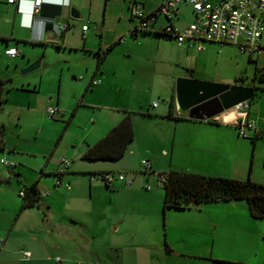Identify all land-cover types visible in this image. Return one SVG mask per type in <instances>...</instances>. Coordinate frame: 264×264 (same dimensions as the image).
<instances>
[{
  "label": "crops",
  "instance_id": "obj_1",
  "mask_svg": "<svg viewBox=\"0 0 264 264\" xmlns=\"http://www.w3.org/2000/svg\"><path fill=\"white\" fill-rule=\"evenodd\" d=\"M165 1L105 0L104 20L117 7L119 15H128L133 21L131 31L138 32L140 30L135 29L138 20L131 16L132 7L150 14ZM89 3L92 0H44L40 11L32 14L33 0H0V37L7 39L5 50L15 46L17 40L91 50L85 40L89 26L83 22L86 14H92ZM72 7L78 10L79 17L71 15ZM177 9L172 17L174 25ZM161 16L164 15L157 17L156 24L166 27L169 20L167 17V21L160 20ZM84 25H87L85 30ZM52 32L57 41L46 39V34ZM115 42L121 43V39L102 42L100 51L112 47ZM213 43L218 44L205 42L204 50H199L196 44H186L183 52L190 55L191 49H195L199 54H207V47ZM105 62L96 65L95 70H86L82 80H86L84 85L72 92L63 89V81L51 91L39 90L40 98L36 103L46 116L44 118H48L47 107L55 105L61 113L52 120L66 121L57 129V142L63 145L44 149L41 160L21 161L23 167L28 165L37 176L29 182L24 178L19 196L25 185L36 181L41 193L40 206L31 207H38L44 216L40 227L34 231L26 221L20 224L19 219L13 223L8 219L0 224V264H264V217H253L246 200H219L184 208H164V188L153 187V184L147 189L143 186L144 181L152 180L153 183L159 173L168 170L239 179L250 177L264 184V91L257 83L245 85L255 87L248 99L246 115L223 112L226 115L217 114L206 120L179 117L174 115L177 78L218 83L222 80L218 76H198L195 70H191V74L164 75L166 106L159 107L155 100L133 106L131 103L136 102L140 91H130L147 84L143 80L144 71L141 70L140 75L134 72L128 81L118 74L121 67L117 66L112 72L103 67ZM96 79L100 82L94 83ZM75 80L79 78L75 77ZM91 93L95 94L90 96ZM171 102L173 116L178 119L167 115ZM24 107L33 110L29 102L20 104V108ZM128 112L135 137L124 156L118 160L83 158L85 150L104 137ZM241 117L253 120L256 125L247 129V136L239 134L237 123ZM73 124L75 128L69 131ZM2 138L0 152L21 154L6 142L5 137ZM31 154L37 153L32 150ZM63 158L70 159L68 166L63 165ZM142 159L151 162V175L139 173ZM16 167L17 162L11 168ZM114 170H135L129 185L117 180L112 184L119 185L116 186L119 192L146 195L150 203H141L139 207L137 201L130 200L120 209L109 210L90 204V196L93 197L94 192L104 185L101 181H92L90 175ZM14 172L19 180L23 179V169L17 168ZM7 177L0 174V185ZM58 180H61L60 184H57ZM240 201L246 203H238ZM7 205V199L0 198V211L5 217L8 216L4 212L9 207ZM41 206L47 209H41ZM24 208L21 206L22 210ZM98 213L100 221L96 219ZM128 213L133 216L130 222L123 220V214ZM140 215L149 221H136L135 217ZM114 217L118 219L114 220ZM114 230L122 231L119 238L112 235ZM239 233H243L242 242L235 239ZM22 248L31 251L30 259L22 258ZM57 257L60 259L56 260Z\"/></svg>",
  "mask_w": 264,
  "mask_h": 264
},
{
  "label": "rangeland",
  "instance_id": "obj_2",
  "mask_svg": "<svg viewBox=\"0 0 264 264\" xmlns=\"http://www.w3.org/2000/svg\"><path fill=\"white\" fill-rule=\"evenodd\" d=\"M89 5L92 14H86L83 22L89 26L85 40L91 50L69 49L45 42L17 40V43L14 42V47L19 50V54L15 58H10L4 54L7 39L0 38V79L4 80L5 86V99L0 104V135L5 137L10 146H14L15 150L21 153L0 152V158L16 160V169H23V179L19 180L15 175V168L0 163V174L11 177L10 179L9 177L3 179L0 185V198L7 199V206H9L4 211L8 215L7 217L2 216L3 212L0 211V224L8 219L12 223L19 219L20 224L22 221H26L33 228V231L40 227L41 217L44 216V213L38 210V207L21 209L23 199L19 196V189L23 188L24 178L29 182L37 176L28 165L23 167L24 163L21 161L41 160L44 149L62 146L63 144L57 142L59 134L57 129L63 127L66 121L63 123L61 119L52 120L53 118L48 117V115V118H44L46 116L36 103L37 99L40 98L39 90L51 91L58 88L62 81L63 89L67 92L82 87L86 81H82L85 71L89 69V72L97 67V53L100 51L99 47L102 42L121 39V43L115 42L112 45L109 54L104 59L106 62L103 67L107 70L114 72L117 66L121 67L118 74H121L128 81H131L134 72H138L140 75L139 72L144 71L143 80L147 84L143 88L140 85L130 91V93L140 91V96L137 97L136 102L131 103L133 106H137L138 102L149 104L155 100L159 107H165L167 102L163 94L167 92V87L164 84L166 80L164 75L168 77V75L172 76V74L185 72L191 74V70H195L198 76H218L225 84L245 86L257 83L260 87L264 86V75L261 76L264 72V29L259 39L261 48L252 53L241 50L236 44L227 43L220 46L213 43L207 45L209 48L207 54H199L197 50L191 49V54L186 55L183 52L185 48L179 47L176 40L167 35L143 30L132 32L133 21L128 15H119L120 9L118 10L117 7L116 11L108 13L106 20H104L105 0H92ZM177 13L174 16V23L180 28L188 26L195 20V12L192 6L184 1L179 3ZM159 19L167 21L165 16H161ZM2 24L6 25L5 22ZM105 49L106 47L102 48V50ZM258 51H261L262 54ZM250 54H252V58H250ZM29 59L31 61H28ZM37 59H41L40 67L28 73L21 72L24 67ZM75 77L79 80L76 81ZM94 94L91 93L90 96ZM28 102L33 106L32 112L25 107L20 108V104ZM224 114L221 112L218 115ZM74 128L73 124L69 131ZM32 150L37 154H31ZM138 170L140 174L146 172L145 174L151 175L150 170L142 164H139ZM114 173L115 180L126 186L129 185L127 181L133 177L135 170H114ZM120 173L126 177L125 181L118 179ZM95 181H101L104 185L102 189L94 192L93 197L90 196V204L102 206L109 210L112 208L120 209L121 205L130 200L137 201L139 207L141 203H150V199L146 195L130 191L119 192L116 187L119 185L111 184L107 188L104 181ZM151 181H144V188L147 189L146 186L149 184L151 186L153 184V187L158 185L163 187L158 175L157 180L153 183ZM238 203L246 202L240 201ZM41 209L45 210L47 207L41 206ZM99 214L96 217L98 221L101 220ZM132 217L130 213L123 214V220H127V222L132 221ZM117 219L118 217H114V220ZM144 219L141 215L135 217V220L140 223L149 221V218ZM121 232L114 230L112 235L119 238ZM236 236V240L243 241V233Z\"/></svg>",
  "mask_w": 264,
  "mask_h": 264
},
{
  "label": "built area",
  "instance_id": "obj_3",
  "mask_svg": "<svg viewBox=\"0 0 264 264\" xmlns=\"http://www.w3.org/2000/svg\"><path fill=\"white\" fill-rule=\"evenodd\" d=\"M8 1L15 2L18 0ZM182 1L190 4L196 14V19L184 28L172 24L173 14ZM43 2L44 0H33V14L40 11ZM160 15H164L169 20L166 27L156 24L157 17ZM131 16L133 19L138 20L136 28L165 29L170 32L179 47H183L186 44H196L199 50H204L205 42L212 41L220 46L227 43L236 44L241 50L252 53L261 48L259 39L264 29V0H166L157 11L150 14H145L144 11L133 6ZM83 29H87V25H84ZM5 54L15 57L19 54V50L14 46L8 47L5 50ZM93 82L98 83L100 80L96 79ZM153 104L156 105L157 103L154 102ZM248 107L249 102L245 100L224 112L227 115H232L234 112L238 115H246ZM46 111L48 117L51 118L61 113L59 107L55 105L48 106ZM237 125L241 136H247V129L256 127L253 120L243 117L238 120ZM0 163L9 167L16 165L15 161L4 157L0 159ZM62 163L64 166H68L70 161L67 158H63ZM141 164L146 169L152 170L149 160L142 159ZM90 179L92 181L102 180L110 185L115 181L116 177L114 172H97L92 173ZM118 179L125 181L126 177L120 173ZM162 180L163 177L159 173V181L161 183ZM127 182L130 183L131 181L128 179ZM60 183L61 180H58L57 184ZM146 187L149 188L150 186L147 185ZM20 195L24 196L25 191L21 190ZM20 252L23 259H30L32 256L31 251L25 248H22ZM59 259V257L56 258V260Z\"/></svg>",
  "mask_w": 264,
  "mask_h": 264
},
{
  "label": "trees",
  "instance_id": "obj_4",
  "mask_svg": "<svg viewBox=\"0 0 264 264\" xmlns=\"http://www.w3.org/2000/svg\"><path fill=\"white\" fill-rule=\"evenodd\" d=\"M135 29L164 34L174 38L165 29ZM110 48L108 47L103 52L98 51V66L102 63ZM263 75L264 72L261 76ZM4 87V80L0 79V104L5 99ZM260 90L264 91V86L260 87ZM167 115L174 117L172 102ZM174 118L178 119V117ZM134 137V124L131 114L128 112L104 137L90 145L82 157L88 160H118L124 156L129 143L134 140ZM3 142L2 135H0V147L3 146ZM160 174L163 177L164 208H184L191 204H202L219 200H246L250 214L253 217H264V184L256 182L250 177L239 179L224 176H210L184 170H168ZM106 185L109 186L107 183ZM24 191L25 195L21 196L23 199L22 207L40 206L41 193L36 181L30 185H25Z\"/></svg>",
  "mask_w": 264,
  "mask_h": 264
},
{
  "label": "water",
  "instance_id": "obj_5",
  "mask_svg": "<svg viewBox=\"0 0 264 264\" xmlns=\"http://www.w3.org/2000/svg\"><path fill=\"white\" fill-rule=\"evenodd\" d=\"M71 15L79 17L76 8H71ZM46 39L57 41L54 33L46 34ZM41 59L24 67L21 72L28 73L40 67ZM254 87L230 85L194 78L179 77L176 79L174 115L209 119L214 115L230 109L237 103L251 98Z\"/></svg>",
  "mask_w": 264,
  "mask_h": 264
},
{
  "label": "clouds",
  "instance_id": "obj_6",
  "mask_svg": "<svg viewBox=\"0 0 264 264\" xmlns=\"http://www.w3.org/2000/svg\"><path fill=\"white\" fill-rule=\"evenodd\" d=\"M48 3H53V4H62V3H58V2H51V1H47ZM33 14V13H32Z\"/></svg>",
  "mask_w": 264,
  "mask_h": 264
}]
</instances>
